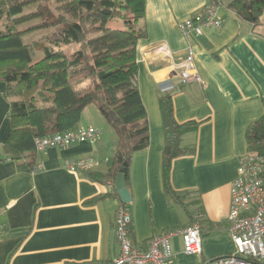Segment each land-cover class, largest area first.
I'll return each mask as SVG.
<instances>
[{"label": "crops", "instance_id": "obj_1", "mask_svg": "<svg viewBox=\"0 0 264 264\" xmlns=\"http://www.w3.org/2000/svg\"><path fill=\"white\" fill-rule=\"evenodd\" d=\"M211 2L146 0L137 26L144 31L137 64L150 142L132 158L126 184L130 204L116 196L118 136L104 118L112 130L102 123L97 108L87 107L79 125L99 132L94 141L37 152L34 160L41 168L19 171L5 151L12 129L11 100L0 78V264H110L120 254L115 222L122 204L132 216L131 238L139 248L191 223L163 188V96L172 97L179 124H200L182 139L187 153L173 161L171 183L186 203L196 201L204 211L203 253L185 255L176 237L172 264H207L234 252L228 223L232 186L248 153L247 132L264 115V25L253 26L230 8L233 0H221L223 26L206 29L199 39L184 38L179 25ZM189 47L195 54L193 73L202 77L203 85L181 82ZM90 158L99 162L91 174L102 175L101 183L66 166Z\"/></svg>", "mask_w": 264, "mask_h": 264}, {"label": "trees", "instance_id": "obj_2", "mask_svg": "<svg viewBox=\"0 0 264 264\" xmlns=\"http://www.w3.org/2000/svg\"><path fill=\"white\" fill-rule=\"evenodd\" d=\"M51 1L45 0L46 5L29 16L43 21L40 29L62 30L46 41L42 47L44 57L37 63H33L19 30L12 25L0 30V78L7 84L6 96L11 100L12 129L4 143L6 154L17 163L19 171L38 170L41 167L34 160L35 140L78 128L83 111L96 105L118 136L120 150L115 160L119 170L125 166L127 184L133 156L146 150L150 142L137 64V46L144 37V31L137 26L144 18L146 0H54L53 6ZM28 3L0 0V20L20 17ZM211 3L220 5L221 0ZM230 8L257 26L264 12V0H233ZM111 23L120 27H111ZM74 47L75 52L69 55L68 49ZM83 74L93 84L85 93L71 83ZM159 107L165 130V195L182 206L191 219L189 225L199 224L203 232V209L197 207L196 201L186 203L184 195L175 191L171 183L173 161L187 153L181 146L182 139L200 124H179L171 96L161 97ZM247 141L249 154L264 156V115L248 130ZM91 173L87 174L92 180L102 182V175ZM116 196L121 199L118 192ZM129 232L132 237V223Z\"/></svg>", "mask_w": 264, "mask_h": 264}, {"label": "built area", "instance_id": "obj_3", "mask_svg": "<svg viewBox=\"0 0 264 264\" xmlns=\"http://www.w3.org/2000/svg\"><path fill=\"white\" fill-rule=\"evenodd\" d=\"M220 5H207L195 18L179 25L186 39H199L209 28L220 29L223 21L219 17ZM260 24L264 25V12ZM254 26V25H253ZM195 54L188 48L181 70V82L192 81L204 84L202 77L193 73ZM99 132L93 127H78L66 133L37 138V152L52 148H65L78 143L94 141ZM99 165L93 158L66 163L69 171L90 172ZM132 216L121 208L116 217L115 233L120 244V254L110 264H172L174 248L172 241L179 237L183 253L201 256L203 253L202 230L199 224L169 231L151 239L148 247H136L130 237L129 226ZM229 231L234 252L228 256L212 259L207 264H264V156L247 153L241 158L237 178L232 186V200L228 215Z\"/></svg>", "mask_w": 264, "mask_h": 264}, {"label": "rangeland", "instance_id": "obj_4", "mask_svg": "<svg viewBox=\"0 0 264 264\" xmlns=\"http://www.w3.org/2000/svg\"><path fill=\"white\" fill-rule=\"evenodd\" d=\"M13 2H30L24 9L23 14L20 17H14L13 19H8L5 17L4 19L0 20V30H5L7 26L12 25L14 26L19 32L23 35V41L24 43L29 47L31 54H32V61L33 63H37L40 61L43 57V45L46 43L48 39L56 37L58 34L61 33V29H40V27L43 25L42 20H36V19H30L29 16L37 11V9L40 6L46 5L45 0H12ZM32 1V2H31ZM54 2V0H52ZM51 3V6H53V2ZM6 7V5H5ZM111 27H120L118 24H110ZM76 48H70L68 49V54L71 55L74 53ZM80 80L81 82L77 84L76 82ZM71 83L77 88L78 91L81 93H85L88 86L92 88L93 84L91 79L86 75H79L75 77ZM85 89V90H84ZM14 100L20 99L19 97H14ZM89 108H97L96 105H91ZM98 109V108H97ZM102 123L108 128L109 130H112L111 127L108 126V124L104 121L103 117H101ZM183 250V247H182ZM177 264H197L194 261H183Z\"/></svg>", "mask_w": 264, "mask_h": 264}, {"label": "water", "instance_id": "obj_5", "mask_svg": "<svg viewBox=\"0 0 264 264\" xmlns=\"http://www.w3.org/2000/svg\"><path fill=\"white\" fill-rule=\"evenodd\" d=\"M124 168H125V166L119 170V173L117 175L116 189L118 190V194H119L122 202L124 204H130L132 202V196L126 187Z\"/></svg>", "mask_w": 264, "mask_h": 264}]
</instances>
